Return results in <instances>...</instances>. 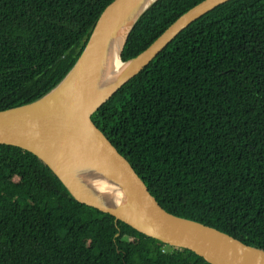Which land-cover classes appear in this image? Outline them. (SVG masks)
I'll list each match as a JSON object with an SVG mask.
<instances>
[{"label":"trees","instance_id":"obj_1","mask_svg":"<svg viewBox=\"0 0 264 264\" xmlns=\"http://www.w3.org/2000/svg\"><path fill=\"white\" fill-rule=\"evenodd\" d=\"M114 1L0 0V111L55 88ZM204 1L158 0L122 61ZM92 121L166 212L264 250V0L193 23ZM166 246L78 203L36 155L0 145V264H209Z\"/></svg>","mask_w":264,"mask_h":264},{"label":"water","instance_id":"obj_2","mask_svg":"<svg viewBox=\"0 0 264 264\" xmlns=\"http://www.w3.org/2000/svg\"><path fill=\"white\" fill-rule=\"evenodd\" d=\"M157 1L115 0L107 5L78 60L55 88L34 102L0 111V145L19 147L36 155L78 203L110 215L116 223L122 222L150 239L171 248L190 250L209 264H264V250L166 212L131 163L92 121L182 32L232 0L204 1L176 21L145 52L124 63L122 53L129 35ZM128 19L134 23L120 51L125 67L112 84L103 87L109 51ZM84 175L103 177L121 198L113 202L91 196L80 186Z\"/></svg>","mask_w":264,"mask_h":264},{"label":"bare ground","instance_id":"obj_3","mask_svg":"<svg viewBox=\"0 0 264 264\" xmlns=\"http://www.w3.org/2000/svg\"><path fill=\"white\" fill-rule=\"evenodd\" d=\"M143 9L144 7L142 8V10ZM142 10L140 11V13L142 12ZM132 23H134V20H126L122 24L114 38L112 47L108 55L104 81H102L103 87L112 84L116 80L117 75L125 67L120 61V51ZM97 177L98 178H94L92 176L84 175V178H82L83 183L80 182V186L93 197H100L102 200L107 199L112 200L113 202L118 201L121 197L118 196L113 185H111V183L106 181L103 177Z\"/></svg>","mask_w":264,"mask_h":264},{"label":"rangeland","instance_id":"obj_4","mask_svg":"<svg viewBox=\"0 0 264 264\" xmlns=\"http://www.w3.org/2000/svg\"><path fill=\"white\" fill-rule=\"evenodd\" d=\"M165 250L169 251V250H171V248L168 247V246H166V247H165Z\"/></svg>","mask_w":264,"mask_h":264}]
</instances>
